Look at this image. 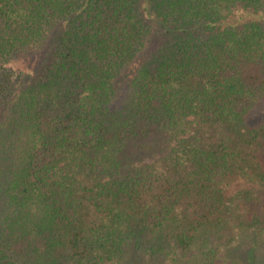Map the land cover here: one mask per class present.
Here are the masks:
<instances>
[{
  "label": "trees",
  "instance_id": "obj_1",
  "mask_svg": "<svg viewBox=\"0 0 264 264\" xmlns=\"http://www.w3.org/2000/svg\"><path fill=\"white\" fill-rule=\"evenodd\" d=\"M264 0H0V264H264Z\"/></svg>",
  "mask_w": 264,
  "mask_h": 264
},
{
  "label": "rangeland",
  "instance_id": "obj_2",
  "mask_svg": "<svg viewBox=\"0 0 264 264\" xmlns=\"http://www.w3.org/2000/svg\"><path fill=\"white\" fill-rule=\"evenodd\" d=\"M251 115L255 121L264 116V100L258 104L257 108L254 110V113Z\"/></svg>",
  "mask_w": 264,
  "mask_h": 264
}]
</instances>
